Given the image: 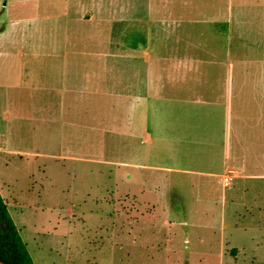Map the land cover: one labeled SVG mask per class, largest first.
Wrapping results in <instances>:
<instances>
[{
    "label": "rangeland",
    "instance_id": "1",
    "mask_svg": "<svg viewBox=\"0 0 264 264\" xmlns=\"http://www.w3.org/2000/svg\"><path fill=\"white\" fill-rule=\"evenodd\" d=\"M231 1H101L120 17L150 8L166 24L56 26L58 39H49L48 26L8 21L62 18L59 10L78 2L0 0V115L16 116L3 128L26 151L0 155V194L34 264H264V220L253 207L264 180L231 181L232 170L224 178L222 115L209 121L206 140L203 119L188 125L178 101L185 84L219 83L228 67L235 157L238 139L248 138L236 114L257 113L258 42L251 25L216 23ZM59 38L69 88L63 58L62 72L52 63L46 105L38 79L46 82L51 64L31 69L15 52L25 42L48 50Z\"/></svg>",
    "mask_w": 264,
    "mask_h": 264
},
{
    "label": "crops",
    "instance_id": "2",
    "mask_svg": "<svg viewBox=\"0 0 264 264\" xmlns=\"http://www.w3.org/2000/svg\"><path fill=\"white\" fill-rule=\"evenodd\" d=\"M53 1V0H48ZM64 2L66 4L78 2L76 9L73 10H59V15L64 17L58 19H52L47 17H34V18H25L23 20L17 19L13 22L8 21V25L15 23H23L26 26H38L43 28V32L46 33L47 26L49 27V39H52V27H65V26H114V25H163L166 24L164 21L166 19L161 18L153 14L150 8H144L146 13L141 14H128L125 13V17H120L118 13L120 11H114L111 8L107 7L106 9L99 8L100 2H110L115 0H56ZM121 1V0H120ZM131 1V0H124ZM231 5H229L227 14L224 18H221V21H216L219 25H251L253 27L254 37L258 42L257 51L254 55L255 60V72L257 73V79L253 83V106L256 109V114L254 110L250 114H245L244 109L242 110L241 104L240 113L241 115L236 114V122H241L245 125V133L247 139L241 138L238 139V147L235 153V157L232 154L231 142H232V126L234 119V109L233 105L235 102V86L232 81V71L227 67L223 80L219 83H200L192 82L185 84V89L187 90V95L183 99H178L182 101L181 105L188 108L187 111L181 112L187 117L188 125L192 121H198L203 119L204 133L203 137L206 140L212 139L210 129L207 126L208 123L216 120L215 117H221V140L216 143V146L221 147V158L220 163L222 167L220 169L223 171V176H230L229 170L233 171L232 179L241 178V179H254L264 180V170H257L253 172L252 164L257 163L258 165L264 167V0H232ZM139 10V9H138ZM52 11L41 15H52ZM137 15V16H136ZM219 20V19H218ZM223 20V21H222ZM122 22V23H117ZM160 22V23H158ZM164 22V23H162ZM215 23V24H216ZM1 24V23H0ZM170 24V23H167ZM173 24V23H171ZM6 28V27H5ZM54 36V35H53ZM55 37V36H54ZM48 38V36H46ZM58 39V37H55ZM25 49L21 51H16L15 54L17 57L23 58V62L30 65V68H37L40 64V68L46 69L43 65L48 61L51 64V67L46 74V82L44 83V78L39 77L40 80L38 88H43L46 91V105L49 100H51L52 86L50 82L51 78V69L52 63H60L59 69L63 70V58H64V73H65V90L69 88L68 81V66H67V52L65 51L62 54V44L61 39L59 38V45L57 43L55 46L49 47V49L38 52L33 45H27ZM53 44V43H52ZM261 45L263 47H261ZM64 56V57H63ZM45 57L47 59H44ZM59 58V59H58ZM257 64L259 66H257ZM191 68V67H190ZM196 69H188L187 74H193ZM231 75V78H230ZM132 86V84H131ZM184 86V85H183ZM74 89L73 87H71ZM76 89V88H75ZM209 91V92H208ZM243 99V98H242ZM50 104V102H49ZM51 106V105H50ZM238 108V107H237ZM238 110V109H237ZM39 118L41 116L39 115ZM16 119V116L12 111L3 110V113L0 115V155H13L21 154L26 151L17 149L15 144L13 146L11 142L7 139L9 135L7 134L5 128H3L4 123L10 124L12 120ZM43 119L46 120L45 116ZM49 121L51 120V115L48 116ZM47 119V120H48ZM210 121V122H209ZM251 123V124H250ZM190 129V128H189ZM196 130H194L195 133ZM194 134L189 135V140L194 142ZM209 145H211L209 143ZM243 145V146H242ZM258 152V156L256 153ZM40 153V152H37ZM211 153V151H210ZM209 153L207 157L208 161L216 162V159L212 154ZM27 154V153H25ZM33 154V153H32ZM31 155V154H30ZM6 160V158H4ZM217 164V165H218ZM225 180V179H224ZM229 183H225V187L230 186ZM264 189H259L253 199V207L255 212L260 219L264 220V199H263ZM237 244V243H236ZM238 246V245H237ZM239 247L245 250L239 245ZM245 254V253H244Z\"/></svg>",
    "mask_w": 264,
    "mask_h": 264
},
{
    "label": "trees",
    "instance_id": "3",
    "mask_svg": "<svg viewBox=\"0 0 264 264\" xmlns=\"http://www.w3.org/2000/svg\"><path fill=\"white\" fill-rule=\"evenodd\" d=\"M0 260L7 264H34L1 194Z\"/></svg>",
    "mask_w": 264,
    "mask_h": 264
},
{
    "label": "water",
    "instance_id": "4",
    "mask_svg": "<svg viewBox=\"0 0 264 264\" xmlns=\"http://www.w3.org/2000/svg\"><path fill=\"white\" fill-rule=\"evenodd\" d=\"M0 264H7V263H5V262H3V261L0 260Z\"/></svg>",
    "mask_w": 264,
    "mask_h": 264
}]
</instances>
